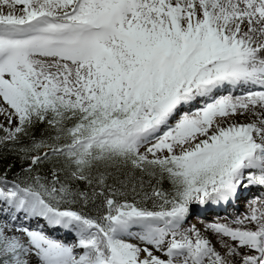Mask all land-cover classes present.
I'll list each match as a JSON object with an SVG mask.
<instances>
[{"label": "snow or ice", "instance_id": "1", "mask_svg": "<svg viewBox=\"0 0 264 264\" xmlns=\"http://www.w3.org/2000/svg\"><path fill=\"white\" fill-rule=\"evenodd\" d=\"M9 156L0 264H264V195L189 223L264 189V0H0Z\"/></svg>", "mask_w": 264, "mask_h": 264}, {"label": "bare ground", "instance_id": "2", "mask_svg": "<svg viewBox=\"0 0 264 264\" xmlns=\"http://www.w3.org/2000/svg\"><path fill=\"white\" fill-rule=\"evenodd\" d=\"M247 89H233L232 90V94L233 95H240L243 92H245ZM227 94V93H225ZM261 196L264 195V189H260V188H249L247 190H242L239 198L231 203L228 204H221V205H209L207 207L204 208H199V210L197 212H194V214L196 216H199V222L203 223H207L206 219L208 218H215V220H220L221 222H225V221H229L232 219V217L230 215L233 214H237V212H240V209L242 210V204L246 205L245 201H248L250 199L253 198V196ZM255 197V196H254ZM246 211V209H245ZM192 215L189 218V223L192 224ZM200 224V225H199ZM202 223H198L197 227H200ZM33 227H35L36 225L33 223L32 224ZM49 235H52L54 238L56 239H60L63 240L65 242H72V240L74 239V237L71 234L65 233L62 230L56 229V230H51L48 233Z\"/></svg>", "mask_w": 264, "mask_h": 264}, {"label": "rangeland", "instance_id": "3", "mask_svg": "<svg viewBox=\"0 0 264 264\" xmlns=\"http://www.w3.org/2000/svg\"><path fill=\"white\" fill-rule=\"evenodd\" d=\"M236 95H237V94H236ZM254 196H256V195H254ZM254 196H253V197H254ZM244 202L247 204L248 201H245V200H244ZM241 206H242V210L240 209V212H237L236 215L233 214V213H231L232 215H230V216H231L232 218L235 217V216L240 215L241 213H244V212H245L246 205H243V204H242ZM199 208H200V207H198V206H194L193 211H194V212H197V211L199 210ZM194 212H193V214H192V220H191V221H192V224H196V225H197L198 223H203V221H202V222H199V221H200V220H199L200 217H199V216H196V215L194 214ZM215 218H216V217H214V218H211V217H210V218L206 219V222L213 221V220H215ZM198 220H199V221H198ZM34 224H35V223H34ZM199 225H200V224H199Z\"/></svg>", "mask_w": 264, "mask_h": 264}, {"label": "trees", "instance_id": "4", "mask_svg": "<svg viewBox=\"0 0 264 264\" xmlns=\"http://www.w3.org/2000/svg\"><path fill=\"white\" fill-rule=\"evenodd\" d=\"M8 164L14 165V171L19 172L20 170V161L16 160L14 157H7L5 159H0V170H3L6 168Z\"/></svg>", "mask_w": 264, "mask_h": 264}]
</instances>
